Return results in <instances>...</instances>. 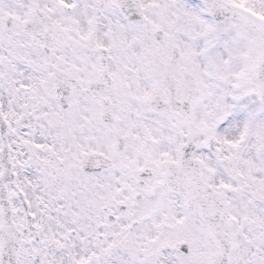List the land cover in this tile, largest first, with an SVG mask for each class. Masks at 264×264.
Segmentation results:
<instances>
[{"label": "snow or ice", "instance_id": "snow-or-ice-1", "mask_svg": "<svg viewBox=\"0 0 264 264\" xmlns=\"http://www.w3.org/2000/svg\"><path fill=\"white\" fill-rule=\"evenodd\" d=\"M0 264H264V0H0Z\"/></svg>", "mask_w": 264, "mask_h": 264}]
</instances>
